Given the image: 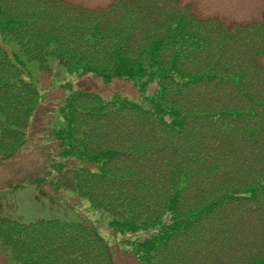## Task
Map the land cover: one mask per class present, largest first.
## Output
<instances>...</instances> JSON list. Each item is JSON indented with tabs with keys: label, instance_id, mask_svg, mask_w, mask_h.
Returning <instances> with one entry per match:
<instances>
[{
	"label": "trees",
	"instance_id": "1",
	"mask_svg": "<svg viewBox=\"0 0 264 264\" xmlns=\"http://www.w3.org/2000/svg\"><path fill=\"white\" fill-rule=\"evenodd\" d=\"M22 2L0 0V35L20 45L0 43V154L27 143L44 101L26 75L31 61L47 70L55 56L69 71L132 81L142 94L156 82L141 101L70 89L68 128L56 138L80 160L75 187L119 230H153L128 249L139 264H264V237H253L264 232V148L258 167L246 160L264 138L252 130L264 112V18L231 28L178 0H116L100 25L73 3ZM117 162L124 167L111 170ZM0 248L20 264H116L80 221L0 219Z\"/></svg>",
	"mask_w": 264,
	"mask_h": 264
},
{
	"label": "rangeland",
	"instance_id": "2",
	"mask_svg": "<svg viewBox=\"0 0 264 264\" xmlns=\"http://www.w3.org/2000/svg\"><path fill=\"white\" fill-rule=\"evenodd\" d=\"M20 6L31 8V3L38 0H22ZM55 6L73 3L83 20H93L100 25L106 23L108 17L103 13L114 7L116 0H47ZM64 1V2H63ZM180 5H191L197 16L217 18L233 28L236 24H249L264 18V0H178ZM79 5V6H78ZM90 12V13H88ZM86 13L93 15L96 19ZM116 15L119 10H114ZM48 14V13H47ZM67 18L68 13H60ZM78 16H72L73 19ZM98 19V20H97ZM102 23V24H101ZM0 43L11 51L20 49V45L1 36ZM260 62L264 64V56ZM26 75L40 89L44 101L38 108L28 132V140L20 151L10 158L0 154V219L12 218L29 223L39 219H61L87 223L103 236L114 252L116 264H139L137 258L128 249L134 241L148 238L153 230L140 229L121 231L115 226L116 217L104 209H98L75 187L74 170L80 160L65 156V149L56 133L68 128L62 108L65 107L70 89L82 87L99 93L104 98L114 95L129 97L141 101L143 97L153 95L158 84L152 83L142 94L132 81L115 78L112 81L94 72L69 71L58 57H50L49 69H40L36 61L27 65ZM193 91H188L186 102L193 99ZM263 112V110H262ZM259 129L264 131V112ZM264 148V138L249 149L247 166L258 167L257 155ZM123 162L112 165L111 170L120 168ZM90 168L97 167L94 162L87 163ZM122 166L121 168H123ZM116 171V170H115ZM255 240L264 237V232L256 231ZM9 252L0 248V264H20L13 260ZM10 254V253H9Z\"/></svg>",
	"mask_w": 264,
	"mask_h": 264
}]
</instances>
